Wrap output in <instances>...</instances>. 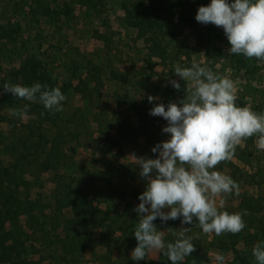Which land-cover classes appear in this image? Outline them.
Masks as SVG:
<instances>
[{
    "label": "rangeland",
    "instance_id": "1",
    "mask_svg": "<svg viewBox=\"0 0 264 264\" xmlns=\"http://www.w3.org/2000/svg\"><path fill=\"white\" fill-rule=\"evenodd\" d=\"M154 1L161 3L162 12L147 16L144 6L148 2L139 6L140 0H0V26L10 24L13 28L14 23H18L21 27L15 44L0 38V75L9 70L12 76L21 60L33 55L41 64L37 65V74L28 85L32 86L39 81L40 75L48 73L56 81V87L61 91L66 89L62 92L66 97L62 110L51 112L56 113L59 120L74 118L77 129L81 130L76 139L64 145L67 158L57 172L65 173L74 187L82 188L95 205L103 209L108 207L110 212L122 209L126 201L131 200L135 208L140 203L130 198L129 188L144 191L146 181L129 156L156 158L158 153L151 149L168 139V134L162 131L167 121L150 115L149 110L156 103L179 105L186 97L188 85L175 74L177 66L189 67L196 62L218 76L230 78L235 87L236 104L251 109L260 106L264 113V62L243 55L229 56V43L222 27L196 21L198 7L207 5L210 0ZM99 33L107 40L99 39ZM154 42L165 48V59L149 55L148 47ZM185 52L189 53V58ZM88 60L100 64L101 70L95 75L102 85L98 91L92 88V94L85 97L74 87L82 80ZM76 66L85 69L76 70ZM111 69L125 73L126 78L121 81L108 78ZM170 80L178 81L181 89L173 88ZM115 95L132 97L147 117L141 121L136 112L117 105L113 100ZM149 95L159 99L149 103ZM0 112L12 117L14 105H6ZM31 123V117L25 115L20 117L17 129H11L6 123H0V129L14 135L25 132ZM141 123L148 128L146 135L127 131L129 125L137 127ZM119 131L122 136L117 135ZM251 137L250 141L248 137L242 139L235 147L230 159L232 165L221 161L215 166V170L237 183L238 194L234 190L214 199L219 210H236L238 195L257 197L260 219L264 223V148L259 146V134ZM0 158L2 165L9 163L3 149ZM54 172H41L30 192L32 197L39 195L49 215L55 207L51 195ZM221 200L224 201L222 206ZM62 211L70 215L65 205ZM16 225L23 227V232L11 258L4 264L55 262L51 254L57 255L58 248L39 243L36 235L25 228L23 217ZM155 226L158 231H164V235L170 231L165 223ZM181 231V228H173L172 233L177 237ZM190 234L203 245L212 237V233H204L197 226L191 228ZM260 240H264L262 225H250L223 251L207 248L208 264H218L214 259L218 253L224 255V264H256L252 247ZM160 253L149 251L147 260L155 262ZM80 264L139 263L127 261L116 244L110 243L84 251Z\"/></svg>",
    "mask_w": 264,
    "mask_h": 264
},
{
    "label": "clouds",
    "instance_id": "2",
    "mask_svg": "<svg viewBox=\"0 0 264 264\" xmlns=\"http://www.w3.org/2000/svg\"><path fill=\"white\" fill-rule=\"evenodd\" d=\"M195 19L222 27L229 56L243 55L264 62V0H210L198 7ZM174 72L187 82L186 97L179 105L156 103L149 110L150 115L167 121L162 131L168 139L151 149L158 153L156 158L129 156L146 181L134 209L139 215L134 231L138 243L130 256L134 262L145 260L149 251L157 250L171 264H183L195 251L192 237L186 235L189 228H183L174 242L165 243L164 231H158L153 223L157 218L161 223L180 218L181 224H192L195 218L204 233L216 235L243 230L246 212L229 213L217 206L214 197L234 190L238 194V185L215 166L231 159L241 140L254 134H259V146L264 148V113L236 104L230 78L218 76L196 62L189 67L177 66ZM169 83L181 89L178 81ZM2 89L30 102L38 100L48 110H62L66 99L59 87L48 89L38 82L32 86L5 83ZM147 99L152 103L159 98L149 95ZM27 110L26 104L17 114L23 118ZM223 203L221 200L220 205ZM252 256L256 264H264V240L254 244ZM214 259L224 264L223 254H216Z\"/></svg>",
    "mask_w": 264,
    "mask_h": 264
},
{
    "label": "trees",
    "instance_id": "3",
    "mask_svg": "<svg viewBox=\"0 0 264 264\" xmlns=\"http://www.w3.org/2000/svg\"><path fill=\"white\" fill-rule=\"evenodd\" d=\"M145 0H140L143 6ZM144 6L147 16L151 13L162 12L161 3L154 0H147ZM12 28L10 24L0 26V38H7L11 43L18 41L20 25L14 23ZM101 40H107L103 33L97 34ZM149 55L165 59L167 52L162 45L157 42L148 47ZM27 54V53H26ZM189 58V53L185 52ZM41 64L40 59H35L33 55H26L20 62L19 68L14 71L12 76L9 70L0 75V109L8 104L14 105L15 115L8 117L0 112V123H6L11 129H17L20 116L17 114L28 105L27 114L31 117V126L23 133L10 135L8 132L0 129V151L3 149L9 157V163L4 166L0 158V264L9 261L16 244L19 242V235L23 232V227H17L20 217L24 218V226L32 234H35L39 243L49 247L58 248V254L51 257L55 262L48 264H80L84 251L94 250L96 246L100 248L110 243H115L118 250L124 253L129 262L131 252L136 247L137 241L134 236L135 228L139 222V215L134 211V204L126 201L122 209L109 211V208H101L93 203L92 197L80 187H74L72 181L67 180L65 173L57 172L58 168L63 166L67 158L64 145L68 140L76 139L80 130L75 123L74 118L59 120L56 113L46 109L42 103L36 101H27L23 98L12 96L11 93L4 92L2 87L5 83L21 84L29 86V82L37 74V65ZM85 68L76 66L74 69H85L81 81L75 85V89L83 96H90L94 90L99 89L102 81L95 74L100 72V64L91 60L86 61ZM11 73V72H10ZM38 83L47 85L48 89L56 87V81L48 73L40 75ZM108 78L118 81L126 78L125 73L111 69ZM66 89L63 88L62 92ZM98 91V90H97ZM96 92V91H95ZM117 105H124L130 111L138 114L139 119L143 121L147 115L143 108L127 95H115L113 98ZM78 110V109H77ZM253 111L262 113L260 106H254ZM72 127V128H70ZM147 127L145 124L133 127L129 125L128 132L134 134L146 135ZM122 131L117 135L122 136ZM252 137H248L250 141ZM227 165L233 163L229 160H223ZM55 171L51 195L55 202V207L49 215L45 213L43 200L36 195L31 196V188L35 179L41 172ZM130 198L139 200L138 196L143 192L137 187H130ZM123 191V190H122ZM122 199V198H121ZM238 205L236 210L223 208L221 211L229 213H245L243 220L245 228L253 224L262 225L264 232V223L260 219L259 199L241 194L238 195ZM69 208V216L63 213V206ZM154 225L161 223L157 218L153 221ZM180 218L168 220L165 226L170 230L163 236L165 243L174 242L177 237L172 233L173 228H189L187 236H191L192 227H199L198 222L193 220L192 224H181ZM200 228V227H199ZM15 232V233H14ZM239 233L233 234L224 232L220 235L212 233L211 239L203 245L197 238L192 237L195 245V251L186 257L183 264H208L209 256L207 248L224 250L228 244L233 243L239 236ZM203 246H205L203 248ZM139 264H171V261L160 253L155 262L147 260L135 261Z\"/></svg>",
    "mask_w": 264,
    "mask_h": 264
}]
</instances>
